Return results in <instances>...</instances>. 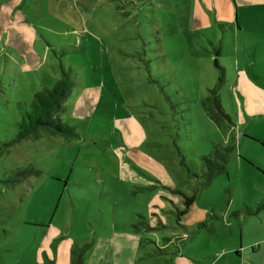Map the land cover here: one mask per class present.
Returning <instances> with one entry per match:
<instances>
[{"label": "rangeland", "instance_id": "obj_1", "mask_svg": "<svg viewBox=\"0 0 264 264\" xmlns=\"http://www.w3.org/2000/svg\"><path fill=\"white\" fill-rule=\"evenodd\" d=\"M218 49L234 126L205 107ZM61 63L77 81L62 115L78 135L12 143L20 104L52 87ZM226 145V168L207 178L203 156ZM27 166L40 172L9 182ZM177 190L197 195L180 220ZM260 200L264 3L0 0V264H56L59 246L93 249L96 235L99 264H201L212 231L190 222Z\"/></svg>", "mask_w": 264, "mask_h": 264}, {"label": "trees", "instance_id": "obj_2", "mask_svg": "<svg viewBox=\"0 0 264 264\" xmlns=\"http://www.w3.org/2000/svg\"><path fill=\"white\" fill-rule=\"evenodd\" d=\"M219 49L214 63L219 69L218 81L213 88H210V94L206 98L205 107L210 112L212 119L220 125L227 122L229 125H235L231 115L227 112L222 104L221 89L227 81L226 68L219 61ZM77 81L73 76V71L67 69L61 63L60 78L52 87H43L33 95V100L30 106L20 104L22 110V120L18 124V132L13 142H18L24 138H39L42 131L46 130L54 135L66 137H75L78 135L75 125L66 121L63 117L65 111L64 103L69 98ZM234 150V145L222 146L216 148L212 154L203 156V165L205 167L204 175L211 178L217 172H221L226 168L230 154ZM40 172L37 169L27 166L18 168L12 172L9 182L12 184L19 183L26 179L28 175H33ZM183 198V207L176 208L173 212L178 219L188 214L194 207L196 201V193H187L183 190H177ZM234 213H237L235 211ZM206 223L201 222L199 227H205ZM91 243L77 244L72 249L70 264H86V253L90 248Z\"/></svg>", "mask_w": 264, "mask_h": 264}, {"label": "crops", "instance_id": "obj_3", "mask_svg": "<svg viewBox=\"0 0 264 264\" xmlns=\"http://www.w3.org/2000/svg\"><path fill=\"white\" fill-rule=\"evenodd\" d=\"M262 3L264 0H242V4ZM242 206L243 204L236 208L239 209L236 210L237 213H234L235 211L229 207L226 210L215 209L212 217L207 221L190 222L191 230L196 228L194 233L200 232L204 228L207 231H212L210 232L212 233L210 244L207 243L205 249L202 250L204 251L202 256H200L201 264H261L257 253L264 251V200L255 203L246 202V207ZM201 222H205L206 226L199 227ZM259 232L260 235L257 236ZM102 238L103 236L96 235V244L93 249L90 248L86 264H99L96 259L92 258V255L95 252H101L99 245H102ZM70 248L73 249L68 243H64L62 248L58 247L56 264H59L60 254L65 257V264H70ZM105 252L108 253V251ZM133 252L137 254L135 248H133Z\"/></svg>", "mask_w": 264, "mask_h": 264}]
</instances>
